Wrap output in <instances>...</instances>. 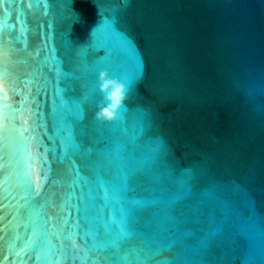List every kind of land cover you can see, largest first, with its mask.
<instances>
[{
    "label": "water",
    "instance_id": "95a60500",
    "mask_svg": "<svg viewBox=\"0 0 264 264\" xmlns=\"http://www.w3.org/2000/svg\"><path fill=\"white\" fill-rule=\"evenodd\" d=\"M121 5L122 0H47V6L42 3L29 9L24 0H5L0 5L5 36L24 32L26 39L16 44L20 51L6 65L8 74L0 85L8 99L0 97V104L19 107L23 99L21 93L12 91L11 81L24 92L26 77L33 83L38 81L42 87L36 100L40 108L37 115L42 117V126L32 147H47L52 159L53 149L59 154L63 145L74 148L75 141L82 145L77 164L87 158V147L94 149L91 159H95V150L113 148L116 138L132 147L134 131L147 116L153 122V131L165 139L170 151L157 164V170L165 173L162 185L168 192L157 194L167 198L176 192L181 177H187L182 169H193L192 193L179 204L197 209L198 221L194 219L184 228L195 229L203 236L223 222L241 253L253 247L250 258L256 264H264V0H136L130 7ZM111 19L119 20V30L127 35L116 31ZM37 50L38 56L34 54ZM143 54L147 58L146 75L138 81L144 71ZM103 71L108 72L110 79L127 85L125 106L120 109L119 120L111 124L96 117L100 106L108 103L101 89ZM58 88L64 89L63 93L58 94ZM84 94L90 101L85 104L84 119L80 121L75 102ZM0 111L4 115L0 123L8 136L4 151L10 153L14 144L18 161L7 164L10 156L3 155L6 167L0 170V204L8 205V200L3 199L4 189L9 188L16 199L23 194L20 177L7 176V183L3 182L13 167L22 171L26 142L18 134H9L11 114L7 109ZM16 123L22 121L17 119ZM124 123L127 134L114 132ZM150 135L151 132L136 139L137 155L150 153ZM52 167L62 165L54 162ZM168 169L172 170L171 175ZM84 173L92 175L86 169ZM246 193L257 207V214L251 219L244 211L242 196ZM136 195L147 193L140 191ZM59 202L58 197L57 205ZM9 206L0 208V212H8ZM159 207L145 213L140 225L143 235L131 238L132 244L143 246L146 242L151 249L149 255L157 260L173 257L175 264H201L203 260L228 264L230 254L215 244L213 253L195 251V236L185 237L192 246L188 252L179 245L172 251L151 247L156 231H174L162 216L155 215ZM44 215L58 217L61 213L48 207ZM109 215L110 208L104 209L105 219ZM76 217L73 209L69 225ZM11 219L9 213L7 220ZM52 222L60 223L58 219L49 221ZM34 224L47 228L39 219ZM32 226L25 233L21 225L25 239L31 235ZM52 239L55 243L56 237ZM227 247H232L230 242ZM96 255L104 264V253ZM0 264H19L2 242ZM26 264L35 262L26 260ZM52 264L80 262L54 258Z\"/></svg>",
    "mask_w": 264,
    "mask_h": 264
},
{
    "label": "snow or ice",
    "instance_id": "6c2138e0",
    "mask_svg": "<svg viewBox=\"0 0 264 264\" xmlns=\"http://www.w3.org/2000/svg\"><path fill=\"white\" fill-rule=\"evenodd\" d=\"M4 2L5 0H0V5ZM24 2L27 3L29 9L34 6L40 7L42 3L47 6V0H24ZM134 3L136 0H122L121 6L127 8ZM4 11L7 12V8ZM111 23L116 31L127 35L119 30V20L111 19ZM24 39H26L24 32L19 35L9 34L6 37L4 25L0 24V80L8 74L6 65L11 63L12 57L20 51L16 48V44ZM24 47L27 48L26 43ZM34 54L38 56L40 53L37 50ZM142 57L145 61L144 71L138 81H142L146 75L147 58L144 54ZM26 79L28 80V84L25 85L27 92L19 88L15 81L9 84L13 92L23 95V99L19 101V107L0 104V109H7L11 114L9 134H18L26 142L22 171L18 172L13 167L11 172L5 174L6 179L3 182L7 183V176L20 177L23 194L20 199H16L12 191L6 188L3 199L8 200V205L0 204V208L10 205L8 212H0V242L7 245L9 254L15 256L19 264H26V260H33L35 264H41V262L52 264L54 258L57 261H79L80 264H89V262L101 264V257L96 255L98 252L104 253V264H175L173 257L157 260L149 255L148 252L151 249L146 242L143 246L131 243V238L143 235L140 225L145 213L157 205L160 207L155 215L162 216L165 223L171 225L174 231H169L167 228L156 231L155 238L150 241L151 247L156 245V248L161 251L165 248L172 251L179 245L180 249L188 252L192 250V246L185 237L195 236L197 239L195 251L197 252L213 253L215 244L217 249L230 254L231 259L228 264H256L250 258L255 249L249 247L241 253L240 249L235 246L236 241L233 235L225 231L223 222L210 228L203 236H199L195 229L184 228L185 224L194 219L198 221V217L195 216L197 209L191 205L179 204L192 193V181L195 179L193 169H182L184 173H187V177H181L176 192L167 198L157 194L168 192V189L162 185L165 173L157 170V164L162 157H167L170 151L165 139L153 131V122L147 116L139 121L134 131L132 147H129L128 142L116 138L113 148L96 149L95 159H91L94 149L87 147L85 149L87 158L80 164L76 163V159H78L77 153L82 151V145L75 143L74 139L72 149L63 145V151L59 154H55V149H53L52 159L49 158L47 147L43 150L41 146L33 148L32 145L36 143L39 135L38 130L42 126V117L37 115L40 111L39 104L36 103L42 85L38 81L33 83L32 79L27 77ZM34 87L36 88L35 94L33 93ZM63 91L64 89H57L58 94ZM0 97L4 100L8 99L3 85H0ZM60 101L65 103L62 95ZM89 101V97L84 94L75 102L79 109L76 116L80 121L84 119L85 104ZM33 104H36L35 109H33ZM3 119V112L0 111V121ZM17 119L22 123L17 124ZM29 121L32 123L29 124ZM116 131L127 134L128 129L124 123L114 132ZM149 132L152 133L149 136L150 153L137 155L136 139ZM25 133L29 135L25 136ZM12 139L15 140V135ZM7 140L5 126L0 123V170L6 167L3 155L10 156L7 164L18 163L15 159L14 144L10 153L4 151L5 147H8L5 143ZM54 162L62 167L54 169L52 167ZM85 169L92 175H86ZM167 172L171 175L172 170L168 169ZM46 185L47 190H45ZM140 191L147 195H136ZM58 197L59 205L56 203ZM242 200L245 205L244 211L251 219L257 214L256 202L247 193L242 196ZM48 207L57 208L61 215L58 217L44 215ZM109 208L110 215L105 219L104 209ZM73 209L76 210L77 217L69 225ZM225 212H228L227 208ZM9 213L12 215L11 220H7ZM64 213L67 215H63ZM36 219L44 221L47 228L36 226L34 224ZM57 219L60 223H49ZM212 219L215 223L214 213ZM81 220L84 224L80 223ZM30 224L33 225L32 232L25 239L20 228L24 225V232L27 233ZM48 229H51V232ZM53 236L56 237L55 243ZM221 236L223 239H218ZM229 242L232 245L230 249L227 247ZM113 257L115 259H112ZM201 264H219V262L218 260H203Z\"/></svg>",
    "mask_w": 264,
    "mask_h": 264
},
{
    "label": "clouds",
    "instance_id": "9594fccd",
    "mask_svg": "<svg viewBox=\"0 0 264 264\" xmlns=\"http://www.w3.org/2000/svg\"><path fill=\"white\" fill-rule=\"evenodd\" d=\"M101 80V89L105 92L108 103L107 106H100L96 117L101 121L115 122L119 120L120 109L125 106L128 98L127 85L120 80L110 79L107 71L101 73Z\"/></svg>",
    "mask_w": 264,
    "mask_h": 264
}]
</instances>
